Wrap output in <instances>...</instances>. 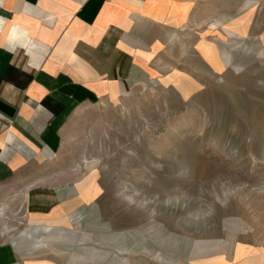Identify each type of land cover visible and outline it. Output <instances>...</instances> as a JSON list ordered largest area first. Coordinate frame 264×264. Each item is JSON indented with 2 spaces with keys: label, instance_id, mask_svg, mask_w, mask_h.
Wrapping results in <instances>:
<instances>
[{
  "label": "rangeland",
  "instance_id": "rangeland-1",
  "mask_svg": "<svg viewBox=\"0 0 264 264\" xmlns=\"http://www.w3.org/2000/svg\"><path fill=\"white\" fill-rule=\"evenodd\" d=\"M244 1L204 0L189 19L180 11L158 25L161 42L117 96L82 106L58 153L30 164L60 188L67 215L11 211L0 242L21 255L34 250L25 236L53 226L60 238L45 240L61 253L48 246L34 258L264 264V0ZM210 40L231 46L230 63L205 56ZM14 138L9 146L30 152ZM170 234L179 246L166 242ZM199 243L216 250L198 255ZM90 245L97 256L83 249Z\"/></svg>",
  "mask_w": 264,
  "mask_h": 264
},
{
  "label": "crops",
  "instance_id": "crops-1",
  "mask_svg": "<svg viewBox=\"0 0 264 264\" xmlns=\"http://www.w3.org/2000/svg\"><path fill=\"white\" fill-rule=\"evenodd\" d=\"M203 2L0 0V220L24 207L36 217L67 215L60 188L30 164L58 153L82 106L117 96L161 42L158 25L180 11L189 19ZM11 138L30 152L9 146ZM19 261L14 245L0 242V264Z\"/></svg>",
  "mask_w": 264,
  "mask_h": 264
},
{
  "label": "bare ground",
  "instance_id": "bare-ground-1",
  "mask_svg": "<svg viewBox=\"0 0 264 264\" xmlns=\"http://www.w3.org/2000/svg\"><path fill=\"white\" fill-rule=\"evenodd\" d=\"M223 31L228 35L234 34L236 32V31H232V29L229 27H224ZM210 42L211 43L207 47L208 50L206 51L205 56L217 65H224L226 63H230L231 60L233 59L234 55H235V53L232 52V50L230 49L231 46L223 44L219 40H210ZM212 47L215 49V53H214V50L212 49ZM69 217L70 218L68 219V221L66 223L71 224L73 221V223L76 224V220L78 221V224L80 223V221L78 219H75L72 216H69ZM29 220H30V223H32L36 219L34 217H31V219H29ZM37 231L39 232L38 238H36L35 237L36 235L34 236L33 233H30V236L27 235L24 237V239H26V240L31 239L33 241L34 250L32 249V250H29L27 253H21L20 259L22 262L20 264H58L56 262L47 260L44 257L43 258H37V257L34 258L33 257V255L35 254V251H40L42 249H45L48 246H51L53 248V251H55L56 253H58V254L61 253V251H59L58 248H56L54 246V243H53L54 241L49 242V241L45 240V237H47L48 239L60 238L58 235L55 234L56 232L53 231V226L43 227L42 229L38 228ZM142 235L144 236V234H142ZM114 236H117V234H114ZM120 236L122 238V247H121V251H122L125 249L123 247L125 237L123 234H121ZM173 238H174V236L170 234L169 237L167 238L166 242L167 243L173 242V244L175 246H177V245L179 246V244H178L179 242L173 240ZM13 244H14V247L16 248V250L20 253V249L17 246V244H15V242H13ZM214 246L215 245L210 246V248H207V245L202 244V243L194 244L193 248H192V252H195L198 255L205 253L204 251L214 252L216 250V248H214ZM126 247H127V245H126ZM83 249L88 251V255L90 256V258L93 256H97L99 254L97 248L93 245H90V247H83ZM133 254H134V252H133ZM154 256L156 258L161 257L159 254L158 255L155 254ZM228 256H230V255H228Z\"/></svg>",
  "mask_w": 264,
  "mask_h": 264
}]
</instances>
